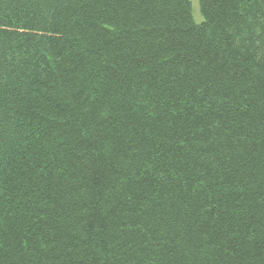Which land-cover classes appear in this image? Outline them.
<instances>
[{
    "label": "trees",
    "instance_id": "trees-1",
    "mask_svg": "<svg viewBox=\"0 0 264 264\" xmlns=\"http://www.w3.org/2000/svg\"><path fill=\"white\" fill-rule=\"evenodd\" d=\"M0 0V264H264V0Z\"/></svg>",
    "mask_w": 264,
    "mask_h": 264
},
{
    "label": "rangeland",
    "instance_id": "rangeland-1",
    "mask_svg": "<svg viewBox=\"0 0 264 264\" xmlns=\"http://www.w3.org/2000/svg\"><path fill=\"white\" fill-rule=\"evenodd\" d=\"M192 2V12H193V17L196 21L201 20V12L199 11V4L198 0H191Z\"/></svg>",
    "mask_w": 264,
    "mask_h": 264
}]
</instances>
